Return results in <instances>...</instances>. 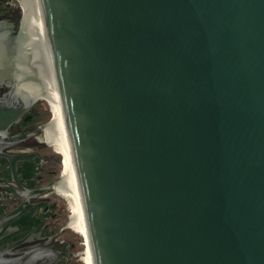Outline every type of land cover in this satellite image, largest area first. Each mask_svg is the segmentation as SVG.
I'll return each mask as SVG.
<instances>
[{"label":"water","instance_id":"1","mask_svg":"<svg viewBox=\"0 0 264 264\" xmlns=\"http://www.w3.org/2000/svg\"><path fill=\"white\" fill-rule=\"evenodd\" d=\"M39 2L93 264H264V0Z\"/></svg>","mask_w":264,"mask_h":264},{"label":"flooded vegetation","instance_id":"2","mask_svg":"<svg viewBox=\"0 0 264 264\" xmlns=\"http://www.w3.org/2000/svg\"><path fill=\"white\" fill-rule=\"evenodd\" d=\"M22 14V31L32 39L29 49H22L15 60V43L0 42V97L8 96L14 110V120L0 129V256L19 264H68L71 251L55 188L60 176L47 148L52 143L50 120L41 102L49 81L44 22L32 21L25 12L14 17L8 0H0L3 37L15 38ZM28 94L36 100L30 102Z\"/></svg>","mask_w":264,"mask_h":264},{"label":"bare ground","instance_id":"3","mask_svg":"<svg viewBox=\"0 0 264 264\" xmlns=\"http://www.w3.org/2000/svg\"><path fill=\"white\" fill-rule=\"evenodd\" d=\"M18 3L21 7L22 12L29 14L30 15L29 18H31L32 21H36L37 19H39L41 22H43L39 0H18ZM22 22H23V14L19 21V28H18L19 33L16 39L17 47H16L15 60L17 59V56L20 53V51L24 48L29 49V44L32 43V39L30 35L25 34L22 31ZM48 51H49V64H48L49 81L46 85L47 86L46 93L44 94L46 96V101L51 106V111H52L50 124L48 126V137H50L52 140L51 145H53L55 149L62 155V166H61L60 177L57 184L55 185V188L58 187L56 193L62 194L69 203V207H70L69 208L70 216L68 220L69 227L73 228L75 231L80 233L85 239V251H84L85 264H93L91 248L87 233V225H86V220L82 206L81 194L73 165L71 148L63 118L62 108L59 102L58 89L56 85L54 68L52 64V58L50 55L49 47H48ZM41 68L42 67H40V69ZM16 71H17V61H16Z\"/></svg>","mask_w":264,"mask_h":264},{"label":"rangeland","instance_id":"4","mask_svg":"<svg viewBox=\"0 0 264 264\" xmlns=\"http://www.w3.org/2000/svg\"><path fill=\"white\" fill-rule=\"evenodd\" d=\"M8 8L10 14H12L14 17L21 16L22 10L18 3V0H8ZM41 102H42V106L44 107V111L48 115L47 120L49 121L52 116L51 106L45 99H41ZM47 148L55 155V159L57 162V170H58L57 176L59 177L62 166V155L51 144H48ZM57 196L59 198V202L63 205V219L61 221V225H66L64 236L69 241V246L71 251L70 256L68 258V264H85V258H84L85 239L80 233L75 231L73 228L69 227L68 225V220L70 216L69 203L62 194L57 193Z\"/></svg>","mask_w":264,"mask_h":264}]
</instances>
